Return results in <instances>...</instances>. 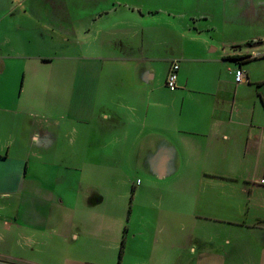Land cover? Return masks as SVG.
<instances>
[{
    "label": "crops",
    "instance_id": "crops-1",
    "mask_svg": "<svg viewBox=\"0 0 264 264\" xmlns=\"http://www.w3.org/2000/svg\"><path fill=\"white\" fill-rule=\"evenodd\" d=\"M217 2L0 0V264H264V0Z\"/></svg>",
    "mask_w": 264,
    "mask_h": 264
},
{
    "label": "rangeland",
    "instance_id": "rangeland-1",
    "mask_svg": "<svg viewBox=\"0 0 264 264\" xmlns=\"http://www.w3.org/2000/svg\"><path fill=\"white\" fill-rule=\"evenodd\" d=\"M199 1H201L199 3ZM204 1H209V2H204ZM111 0V2H119L121 4H125V3H133V4H137V5H143V6H150L153 9H157L159 7H166L169 9H173L174 6H172L175 3H181L182 5H185L188 10H186L190 15L192 16H197L199 15L200 12H210V11H214L218 14V16H222L220 14V9H217L215 7H218V5L220 4V2H217L219 0ZM211 1V2H210ZM175 8V7H174ZM218 18V17H217ZM217 21L222 22L220 19ZM264 27V26H263ZM261 28V26H255L252 30H251V35H259L264 33L263 29ZM95 176H97V174H95ZM106 192L108 193L109 190L108 188L110 187V185H106V186H102ZM133 186L130 187V193L128 195V202L130 203L131 201V195L133 192ZM123 190H119V191H112L109 193L112 194H116L119 195V193H122Z\"/></svg>",
    "mask_w": 264,
    "mask_h": 264
},
{
    "label": "built area",
    "instance_id": "built-area-1",
    "mask_svg": "<svg viewBox=\"0 0 264 264\" xmlns=\"http://www.w3.org/2000/svg\"><path fill=\"white\" fill-rule=\"evenodd\" d=\"M180 64L177 60H174L170 64V68L166 77V86L171 89L175 90L177 88L178 82V75H179ZM243 70L238 69L235 73V80L237 82H242L244 79Z\"/></svg>",
    "mask_w": 264,
    "mask_h": 264
},
{
    "label": "trees",
    "instance_id": "trees-1",
    "mask_svg": "<svg viewBox=\"0 0 264 264\" xmlns=\"http://www.w3.org/2000/svg\"><path fill=\"white\" fill-rule=\"evenodd\" d=\"M123 247H124V240L122 241V246H121V250H120V260L122 257ZM120 260H119V262H120Z\"/></svg>",
    "mask_w": 264,
    "mask_h": 264
}]
</instances>
